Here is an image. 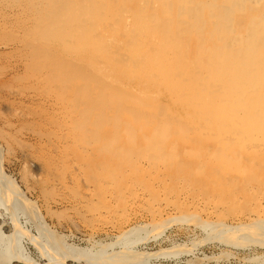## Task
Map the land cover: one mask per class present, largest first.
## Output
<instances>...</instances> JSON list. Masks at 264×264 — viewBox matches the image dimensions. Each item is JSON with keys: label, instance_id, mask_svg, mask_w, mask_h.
I'll return each instance as SVG.
<instances>
[{"label": "rangeland", "instance_id": "rangeland-1", "mask_svg": "<svg viewBox=\"0 0 264 264\" xmlns=\"http://www.w3.org/2000/svg\"><path fill=\"white\" fill-rule=\"evenodd\" d=\"M218 2L225 14L214 20L208 0H0V171L33 208L35 223L17 215L30 239L82 254L189 214L219 225L264 221V0L228 10ZM252 54L260 71L229 82L227 67L237 72ZM8 218L0 211L4 236ZM183 222L121 257L264 263V249L232 248ZM22 240L30 263L59 264ZM0 264L26 263L0 248Z\"/></svg>", "mask_w": 264, "mask_h": 264}, {"label": "bare ground", "instance_id": "bare-ground-1", "mask_svg": "<svg viewBox=\"0 0 264 264\" xmlns=\"http://www.w3.org/2000/svg\"><path fill=\"white\" fill-rule=\"evenodd\" d=\"M218 1L221 2V0H208V6L209 4H211V2L213 3L212 6H217L218 4H220ZM237 0H224L225 4L224 6H226V10L229 9V7H231L232 5H234L236 3ZM261 1V0H260ZM90 2V1H89ZM201 4V3H200ZM62 5V4H61ZM236 7V6H234ZM245 8V7H244ZM99 9V8H98ZM236 8L232 9L235 10ZM178 10V9H177ZM215 13H213L214 15V20H218L215 19L217 18H221L223 17V13H220L222 11V8L219 6L216 7L215 9ZM143 14H146L144 12H147V9L145 8L143 11H141ZM264 13V12H263ZM142 14V16H143ZM230 14V13H229ZM241 14V13H240ZM57 15V14H56ZM186 15V14H185ZM212 15V16H213ZM227 15V13H226ZM238 15V14H237ZM243 15V14H242ZM147 16V14H146ZM179 16V15H178ZM264 16V15H263ZM175 17V16H174ZM180 17V16H179ZM182 17V16H181ZM191 17V16H190ZM232 15L228 16V20L230 21ZM235 17V16H233ZM237 17V16H236ZM142 18H146L147 17H142ZM212 18V17H211ZM240 18V17H239ZM149 19V18H148ZM177 19V18H175ZM210 19V18H209ZM183 20H188V18H183ZM143 21H147L145 19H143ZM153 21V20H152ZM92 22V21H91ZM164 22V21H163ZM166 22V21H165ZM194 22V21H193ZM214 22V21H213ZM191 23V22H190ZM161 24V23H160ZM182 24H184L182 22ZM193 25V24H192ZM195 25V24H194ZM201 24H199L200 26ZM160 26V25H159ZM198 26V25H197ZM196 26V27H197ZM216 26V25H215ZM214 26V27H215ZM147 25H145L144 27H142L143 31H146ZM213 27V28H214ZM227 27V26H226ZM228 28V27H227ZM155 29V28H154ZM194 30V29H193ZM199 30V29H198ZM216 30V29H215ZM142 31V32H143ZM179 31V30H178ZM177 31V32H178ZM197 32V30H195ZM210 31V30H209ZM192 32V31H191ZM206 32V31H205ZM164 33V32H163ZM215 33V31L213 32ZM155 34V33H153ZM160 34V33H159ZM185 34V33H184ZM99 35V34H98ZM133 35V34H132ZM158 35V34H157ZM194 35V33H193ZM209 35V34H208ZM100 36V35H99ZM205 36V35H204ZM210 36V35H209ZM173 37V35H172ZM214 37V36H212ZM155 38V37H154ZM157 39V38H156ZM186 39V38H185ZM249 39V38H248ZM193 40V39H192ZM222 41V40H221ZM225 41V40H224ZM227 41V40H226ZM204 42V41H203ZM206 42V41H205ZM211 42V41H210ZM217 42V41H216ZM263 43V42H262ZM261 43V44H262ZM186 44V43H185ZM207 44V43H206ZM105 45V43H104ZM144 45V44H143ZM149 45V44H148ZM188 45V44H187ZM201 45V44H200ZM185 47V46H184ZM53 48V47H52ZM158 48V47H157ZM188 48V47H187ZM57 49V48H56ZM196 50V49H195ZM199 50V49H198ZM114 51V50H113ZM112 51V52H113ZM176 52V51H175ZM179 52V51H178ZM195 52V51H194ZM255 52H253L254 54ZM110 54V53H109ZM250 57L251 59L246 62L243 63V66L241 68L238 69V71L236 72V69L234 66L231 67H227V74L229 73L231 75V77L229 78V82H232L231 80H249L252 79L253 77V73L252 72H257V70L261 69V65L255 60L253 59L254 57H259L260 54H256ZM114 55V54H113ZM159 55V54H158ZM178 55V54H177ZM222 55V54H221ZM171 56V55H169ZM190 56V55H189ZM197 56V54H196ZM172 57V56H171ZM180 57V56H179ZM188 57V56H187ZM168 58V57H167ZM182 58V57H181ZM196 59V58H194ZM143 60V59H142ZM144 61V60H143ZM177 61L176 57H173L169 60L170 63V72L171 75L174 76V78H176L178 76V71L175 67V63ZM260 62V61H259ZM208 64V63H207ZM192 66V65H191ZM228 66V65H227ZM133 68V67H132ZM196 68V67H195ZM86 69V68H85ZM198 69V68H197ZM189 70V69H188ZM196 70V69H195ZM194 70V71H195ZM200 71V69H199ZM198 71V73H199ZM180 72V71H179ZM203 72V71H201ZM182 73V72H181ZM197 73V74H198ZM155 74V73H154ZM200 74V73H199ZM183 75V74H182ZM201 75V74H200ZM264 77V76H263ZM178 79V78H177ZM182 79V78H181ZM186 81V80H185ZM188 81V80H187ZM252 81V80H251ZM211 84V83H210ZM233 85V84H232ZM248 85V84H247ZM224 86V85H223ZM234 86V85H233ZM243 86V85H242ZM245 86V85H244ZM221 87V86H220ZM225 87V86H224ZM244 88V87H243ZM235 89V88H234ZM250 89V88H249ZM219 90V89H218ZM232 90V89H231ZM230 90V91H231ZM242 90V89H241ZM255 90V89H254ZM217 91V90H216ZM250 91V90H248ZM247 92V91H246ZM231 93V92H230ZM250 93V92H249ZM247 93H243V95H245V97H249L251 94ZM252 93V92H251ZM180 95V94H179ZM178 97V96H177ZM176 97V98H177ZM252 97L250 96V98H248L247 100L244 101L245 105H248L249 100ZM256 98V97H255ZM254 98V99H255ZM181 99V98H180ZM179 99V100H180ZM252 100V99H251ZM184 101V100H183ZM187 101V100H185ZM189 101V100H188ZM261 101V100H260ZM262 102V101H261ZM204 103V102H203ZM259 103V102H258ZM256 104V103H255ZM250 105V104H249ZM199 106V105H198ZM246 107V106H245ZM255 107V106H254ZM242 108V107H241ZM96 109V108H95ZM245 110L247 111V109L245 108ZM198 112V111H197ZM242 113V112H241ZM227 114V113H226ZM229 114V113H228ZM240 114V113H239ZM255 114V113H254ZM200 115V114H199ZM198 116V115H197ZM201 116V115H200ZM199 116V117H200ZM207 116V114H206ZM206 118V117H205ZM139 119V118H138ZM264 124V123H263ZM119 125V124H118ZM200 126V124H198ZM128 127V126H127ZM191 128V127H190ZM187 129V127H186ZM212 133V132H211ZM214 136V134H213ZM212 136V137H213ZM244 136V135H243ZM227 137V136H226ZM231 137V136H230ZM107 138V137H106ZM210 138V136H209ZM216 138V137H215ZM235 138V135L234 137ZM237 138V135H236ZM241 138V137H240ZM109 139V138H108ZM232 139V138H231ZM107 140V139H106ZM211 140V139H210ZM105 141V140H104ZM103 141V142H104ZM108 141V140H107ZM231 141V140H230ZM247 141V140H246ZM238 142V141H237ZM232 143V142H231ZM104 144V143H103ZM109 144V143H108ZM108 144H106L108 146ZM113 144V143H112ZM243 144V143H242ZM241 146V145H240ZM247 146V145H245ZM257 146V145H256ZM110 147V146H109ZM238 148V147H236ZM188 149V148H187ZM226 149V148H225ZM235 149V147H234ZM239 149V148H238ZM229 150V149H228ZM173 151V150H172ZM199 151V150H198ZM214 151V150H213ZM234 151V150H232ZM231 151V152H232ZM242 151V150H241ZM225 153V152H224ZM232 153H230L229 155L231 156ZM244 154V153H243ZM203 155V154H202ZM211 155V154H210ZM228 155V154H227ZM226 155V156H227ZM239 155V154H238ZM166 156V154H165ZM199 156V155H198ZM229 156V157H230ZM236 156V155H235ZM201 157V156H200ZM223 157V156H222ZM228 157V156H227ZM226 157V158H227ZM233 157V155H232ZM240 157V156H239ZM234 158V157H233ZM230 159V158H228ZM232 161V160H231ZM238 161V160H237ZM179 162V161H178ZM209 163V162H208ZM216 163V162H215ZM180 164V163H179ZM241 171V170H240ZM230 173V171H229ZM232 175V174H231ZM236 175V174H235ZM234 175V176H235ZM231 177V176H230ZM27 200L23 198V196L21 195V193L18 192V190L15 188L13 182H11L9 180V178L5 177L1 171H0V211L4 212L6 215L9 216V223L7 225L6 231L9 233L8 236H4V234L0 233V236H2L4 239H6V245H4L2 243V241L0 242V248H2L6 254L7 260L11 261L13 259L18 260V261H22L26 264H32L29 261L28 256L25 254L24 249L22 247V239L23 238H28L30 240V242H32L34 244V246H36L38 248V252H40L41 255H44L49 261L55 260L57 263H63V258H71L75 261H82L84 262V264H150L148 261H144V257L143 258H132V259H127L124 258L125 256L121 257L123 253H127L130 250L131 246L137 245L139 243H143L144 241H147L148 237H152L153 239H156V237H159L162 232L167 228L170 227L173 223L178 222L180 223H184L183 221L187 223L192 222L195 225H197L200 229L204 230V232L206 231L207 234V238L206 239H212V240H217V242L221 243V244H225L228 245L232 248H247V247H253V248H262L264 249V221H262L259 218V220H255V221H250L249 223H243L240 225H219L216 223H213V221H207V220H201L200 218H198L196 215H191L189 214L188 216H181L178 218H169V219H164L160 222L157 223H152V224H148V225H142L139 227H132L129 228L126 231H123L118 237H116V243L111 244V245H107V246H99L97 245V248L94 249H89V250H84V252L82 254H77L73 251V249L71 248V246H68L66 244H59L60 248L58 249L57 252H50L48 249V245L43 241H39L40 238L38 239H30L28 235V233L24 232L21 229V225L17 222V215L20 216V212H22V216H24L25 214H27V217L29 216V220L30 221H35L36 219L33 217V212L31 210H33V208H31L30 210V205L28 203H26ZM259 209V208H258ZM35 211V210H34ZM261 211V210H260ZM263 211V210H262ZM19 213V214H17ZM29 213L31 215H29ZM78 213V212H77ZM256 213V211H255ZM254 213V214H255ZM259 213V212H258ZM263 213V212H262ZM261 215V214H260ZM5 216V215H4ZM18 216V217H19ZM21 216V217H22ZM26 216V215H25ZM136 216V215H135ZM252 216V215H251ZM176 217V216H175ZM248 217V216H247ZM254 217V215H253ZM258 217V216H256ZM23 218V217H22ZM246 219V218H245ZM247 221V220H246ZM35 223V222H34ZM177 223V224H178ZM191 223V224H192ZM39 224V223H38ZM43 224V223H42ZM193 224V225H194ZM98 225V224H97ZM34 226V225H33ZM35 229L38 231L39 235H42L45 231L47 232L48 230H45L44 226H39L37 224H35ZM25 230V229H24ZM100 231V230H99ZM76 232V231H75ZM143 232H150L151 234H145L142 237L140 233ZM208 232V233H207ZM210 232V233H209ZM37 233V234H38ZM46 234V233H45ZM44 234V235H45ZM43 235V236H44ZM48 234H46V236L48 237ZM51 235V234H50ZM83 235V234H82ZM40 237V236H39ZM55 238V237H54ZM151 239V238H150ZM3 240V239H1ZM48 240V239H47ZM207 241V240H206ZM58 243V242H57ZM145 243V242H144ZM95 246V245H94ZM96 247V246H95ZM107 247L110 248H114L117 247V250H115V253L119 256L118 259H116L114 257V255H108V251ZM94 248V247H93ZM252 248V249H253ZM55 249V248H54ZM57 249V248H56ZM109 249V248H108ZM134 251V250H133ZM107 252V253H106ZM139 253V252H138ZM67 254V255H66ZM160 254V253H159ZM158 254V255H159ZM156 256V255H155ZM136 257V255H135ZM261 257V256H260ZM124 258V259H123ZM131 258V257H130ZM148 258V257H147ZM254 258V257H253ZM251 258V259H253ZM259 258V257H258ZM146 259V258H145ZM148 260V259H146ZM264 260V259H263ZM53 262V261H52ZM256 262V260H255ZM257 263V262H256ZM255 263V264H256ZM153 264V263H152ZM264 264V263H261Z\"/></svg>", "mask_w": 264, "mask_h": 264}]
</instances>
